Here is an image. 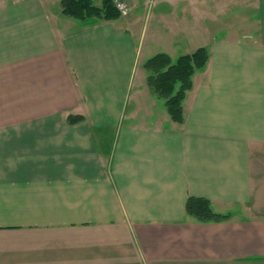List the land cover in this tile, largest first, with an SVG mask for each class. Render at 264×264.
<instances>
[{"label":"crops","instance_id":"0c3cea01","mask_svg":"<svg viewBox=\"0 0 264 264\" xmlns=\"http://www.w3.org/2000/svg\"><path fill=\"white\" fill-rule=\"evenodd\" d=\"M61 1L0 0V264H264V0H217L239 20L214 30L208 0H159L148 36L136 0ZM199 48L177 123L144 64Z\"/></svg>","mask_w":264,"mask_h":264},{"label":"trees","instance_id":"16d2710c","mask_svg":"<svg viewBox=\"0 0 264 264\" xmlns=\"http://www.w3.org/2000/svg\"><path fill=\"white\" fill-rule=\"evenodd\" d=\"M101 2V6L98 7L92 0H62V13L85 24H91L95 22L94 20L112 21L120 18L109 0ZM207 59V51L199 48L190 55L179 56L175 62L166 54H158L144 64L149 74L147 84L150 90L165 99L168 114L173 121L182 123V101L186 92L191 89V77L195 71L205 67ZM186 210L189 215L203 222L225 218L215 214L210 203L203 199L189 198Z\"/></svg>","mask_w":264,"mask_h":264},{"label":"rangeland","instance_id":"374dc122","mask_svg":"<svg viewBox=\"0 0 264 264\" xmlns=\"http://www.w3.org/2000/svg\"><path fill=\"white\" fill-rule=\"evenodd\" d=\"M151 0H136V9H134V11L131 12L129 17H133L135 15L138 16L139 20H143V23H146V30H147V36L148 33H150V31L152 29H156L157 27L160 30H165V22L159 21L160 19L158 17L154 16L153 19V14L156 15L157 13H168L169 12V6H167L163 1L158 2L159 0H156L154 5L151 2V5H145V3H149ZM154 1V0H153ZM219 1V0H218ZM209 2V9L206 10L207 12V18H208V24H209V28L211 30H214V25H216V23H211L210 19L213 18H218L220 20H227L230 22H233L234 20H239V19H235L236 17H234L236 14V11H222L221 9L216 8L217 6V0H208ZM219 3V2H218ZM102 4V2L100 3V5ZM219 5V4H218ZM192 13L191 16V23L194 22L195 18V14L197 13V11L195 10H191L190 11ZM160 45L164 46H168V42L165 41L164 43H161ZM158 52H160L162 49V47H157ZM182 53H179V55H181ZM176 56V55H175Z\"/></svg>","mask_w":264,"mask_h":264},{"label":"built area","instance_id":"2783aa9c","mask_svg":"<svg viewBox=\"0 0 264 264\" xmlns=\"http://www.w3.org/2000/svg\"><path fill=\"white\" fill-rule=\"evenodd\" d=\"M115 10L121 17H126L129 14L130 7L125 0H109Z\"/></svg>","mask_w":264,"mask_h":264}]
</instances>
